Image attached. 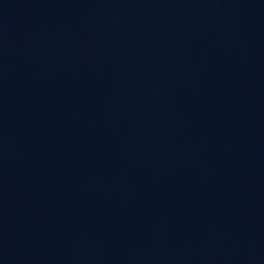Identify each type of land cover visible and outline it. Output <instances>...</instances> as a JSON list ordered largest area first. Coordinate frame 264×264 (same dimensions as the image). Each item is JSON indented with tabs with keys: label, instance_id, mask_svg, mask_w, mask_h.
Listing matches in <instances>:
<instances>
[{
	"label": "water",
	"instance_id": "obj_1",
	"mask_svg": "<svg viewBox=\"0 0 264 264\" xmlns=\"http://www.w3.org/2000/svg\"><path fill=\"white\" fill-rule=\"evenodd\" d=\"M0 264H264V0H0Z\"/></svg>",
	"mask_w": 264,
	"mask_h": 264
}]
</instances>
